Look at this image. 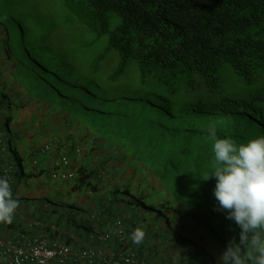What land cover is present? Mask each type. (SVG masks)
<instances>
[{
	"label": "trees",
	"instance_id": "obj_1",
	"mask_svg": "<svg viewBox=\"0 0 264 264\" xmlns=\"http://www.w3.org/2000/svg\"><path fill=\"white\" fill-rule=\"evenodd\" d=\"M0 62L20 91L0 93V212L54 168L10 127L25 95L75 117L84 146L116 151L57 192L98 191L107 161H131L159 202L141 193L138 205L190 219L196 254L205 239L232 264H264V0H0ZM234 75L246 93L230 91Z\"/></svg>",
	"mask_w": 264,
	"mask_h": 264
},
{
	"label": "crops",
	"instance_id": "obj_2",
	"mask_svg": "<svg viewBox=\"0 0 264 264\" xmlns=\"http://www.w3.org/2000/svg\"><path fill=\"white\" fill-rule=\"evenodd\" d=\"M11 65L10 62H0V70L7 68L9 74ZM98 143L93 150L90 148L92 145L84 146L82 158L71 148L69 152L73 163L70 168L75 171L81 167L92 170L116 152L101 140ZM24 152L33 153L36 159L41 160V167L49 165L52 159L41 148L33 147ZM0 153L3 151L0 150ZM133 167L131 161L120 164L115 159L107 161L106 170L103 169L106 176L99 183L98 191L86 188L80 192L70 188L57 192L54 183L63 179L54 177L51 172L31 178L13 192V202H7L0 212V236L17 239L18 232H25L46 237L52 242H67L75 252L89 247L108 257H116L127 247H133L137 259L131 264H232L209 240L202 239L206 250L199 255L195 253L184 237L199 238L202 233L196 230L190 219L177 214L175 218L173 211L167 213L161 210L164 214L157 216L148 211L146 205H138L136 196L141 193L146 195V201L149 198L148 201L152 200L153 204L159 202L146 194L151 189L149 179L134 173ZM122 184L124 192L120 190L115 194L110 191ZM62 204L66 205L67 211ZM61 213L70 216L63 224H59L57 218ZM14 220L18 225L16 227L12 223ZM25 225L30 226V232L24 228ZM49 264L86 263L77 257H70L65 262L55 259Z\"/></svg>",
	"mask_w": 264,
	"mask_h": 264
},
{
	"label": "rangeland",
	"instance_id": "obj_3",
	"mask_svg": "<svg viewBox=\"0 0 264 264\" xmlns=\"http://www.w3.org/2000/svg\"><path fill=\"white\" fill-rule=\"evenodd\" d=\"M37 6L38 8H41L39 5ZM52 9L53 7H48L42 10H37L48 13ZM80 37L81 36L78 37L79 40H81ZM61 40L64 42L65 38L62 37ZM72 41L73 39H70L69 42H67L66 39L68 44ZM106 41L107 39L105 36H101L97 40V44L95 46L97 52L104 51ZM113 56H115V54ZM15 74L17 81L23 83L27 88L24 78L17 73ZM261 81H264V76L261 77L260 82ZM15 86L16 84L14 82L11 83V76L7 74V69H1L0 93L4 92L8 94L12 102L16 101L18 95L20 97V91L15 89L19 85ZM230 87V91L238 94L246 93L249 90V88L245 89V86H243V84L235 76L232 77ZM20 88L23 87L20 86ZM22 100L24 105H22L18 112L15 113V119L10 124V127L17 130L20 134H24V140L22 142V148H24V151L27 149L30 150L33 147L45 149V152L52 158L51 161L48 162L49 165L62 153L70 155L71 152L69 151L73 147L74 141L83 144V139L88 136V133H90L89 130L75 117L68 116L60 109H54L50 105L43 106L42 103L39 102L31 103L28 96H23ZM45 107H47V110ZM88 139L89 141L87 143H89V145H93L92 138L88 137ZM82 155L79 157L82 158ZM70 157L72 158V156ZM62 205L64 210L67 211L68 208H66V205ZM55 207L58 208L57 206ZM24 228L27 232H30L29 225H25Z\"/></svg>",
	"mask_w": 264,
	"mask_h": 264
},
{
	"label": "built area",
	"instance_id": "obj_4",
	"mask_svg": "<svg viewBox=\"0 0 264 264\" xmlns=\"http://www.w3.org/2000/svg\"><path fill=\"white\" fill-rule=\"evenodd\" d=\"M68 163V157L63 156L57 162V165L61 164L65 166ZM54 175L70 178L73 176V173L59 169ZM71 253L70 246L58 242L51 244L50 241L39 236L19 234L17 239L0 237L1 264H49L50 261L57 257L64 261ZM79 255L87 259L91 264H125L133 261L135 258V254L132 252L123 253L115 259L104 256L96 258L88 250L80 251Z\"/></svg>",
	"mask_w": 264,
	"mask_h": 264
},
{
	"label": "clouds",
	"instance_id": "obj_5",
	"mask_svg": "<svg viewBox=\"0 0 264 264\" xmlns=\"http://www.w3.org/2000/svg\"><path fill=\"white\" fill-rule=\"evenodd\" d=\"M235 76V75H234ZM236 77V76H235ZM87 133V132H86ZM76 140V139H75ZM89 141V139L87 138V142ZM83 142V141H82ZM88 146H91V145H89V143H88ZM83 148H84V142H83V144H81V143H77V141L75 142L74 141V143H73V147H72V149H74L75 150V152H76V154L77 155H82V153H83ZM43 151H46L45 149H42ZM63 156H67L68 157V159H69V163L67 164V165H65V166H63V165H61V164H59V165H57V162L63 157ZM71 155H69V154H67V153H62V154H60L57 158H55V161H53V164H54V168L52 169V171H51V173H52V175L54 176V177H58V178H60V179H65V178H62V177H59V176H55L54 174H55V172L56 171H58L59 169H63V170H65V171H71L72 173H73V176L72 177H76V176H78L79 175V173H78V171L76 170H74L72 167L70 168V166L72 165V163H73V159L70 157ZM82 166V165H81ZM80 166V167H81ZM80 169V168H79ZM78 169V170H79ZM81 169H84V168H82L81 167ZM86 169V168H85ZM104 176H106V174L104 175ZM104 176H102L101 178H99L98 180H97V183H101V182H103V180H104ZM71 178V177H70ZM117 180H119V178H117ZM116 185V184H115ZM118 186V185H117ZM0 192H2V190H0ZM34 236H37V235H34ZM0 237H2V236H0ZM39 237H41V238H44V239H47L48 241H50L48 238H46V237H42V236H39ZM2 238H8V237H2ZM51 242V244H53V243H55V242H58V243H61V244H66V245H68V246H70V244H68L67 242H64V241H54V242H52V241H50ZM70 249H71V254H70V256L68 257V258H70V257H77V259L78 260H80V261H84L86 264H91V263H89V261L87 260V259H85V258H83V257H80V255H79V252L80 251H84V250H88V251H91L93 254H94V257H96V258H99L100 256H104V257H108L106 254H104V253H101V252H96V251H94L93 249H90L89 247L88 248H84V249H80L78 252H75L73 249H72V247L70 246ZM128 252H132V253H134L135 254V258H134V260L133 261H135V259H137V253H136V251H135V249L133 248V247H127L121 254H123V253H128ZM120 254V255H121ZM120 255H118V256H116V257H108V258H111V259H115V258H118ZM67 258V259H68ZM56 260L58 259V260H60L61 262H65V261H67V259H65L64 261H62L60 258H55ZM55 259H53V260H55ZM52 260V261H53ZM133 261H131V262H129V263H125V264H131ZM137 262V261H136ZM50 263H51V261H50ZM1 264V263H0Z\"/></svg>",
	"mask_w": 264,
	"mask_h": 264
}]
</instances>
